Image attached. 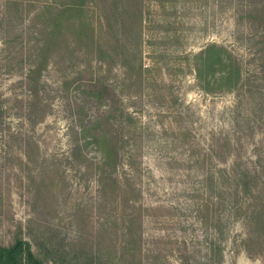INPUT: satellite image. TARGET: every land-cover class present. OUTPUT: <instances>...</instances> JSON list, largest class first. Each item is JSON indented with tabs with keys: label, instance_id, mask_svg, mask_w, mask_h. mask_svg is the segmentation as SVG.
Returning a JSON list of instances; mask_svg holds the SVG:
<instances>
[{
	"label": "rangeland",
	"instance_id": "374dc122",
	"mask_svg": "<svg viewBox=\"0 0 264 264\" xmlns=\"http://www.w3.org/2000/svg\"><path fill=\"white\" fill-rule=\"evenodd\" d=\"M53 1L63 0H0V246L19 235L48 264H264L222 180L264 159V14L249 18L264 0L88 2L67 15L37 74ZM81 20L103 52L68 23ZM213 43L241 64L238 91L201 88L197 57ZM93 82L115 92L98 98ZM111 106L136 128L124 135L138 170L129 197L153 208L142 226L125 218L118 188L97 182L95 147L71 152Z\"/></svg>",
	"mask_w": 264,
	"mask_h": 264
},
{
	"label": "trees",
	"instance_id": "16d2710c",
	"mask_svg": "<svg viewBox=\"0 0 264 264\" xmlns=\"http://www.w3.org/2000/svg\"><path fill=\"white\" fill-rule=\"evenodd\" d=\"M88 2L90 10L95 0H63L61 4L56 1L46 3L47 10L56 8L59 13L52 18L53 29L50 31L46 29L45 32L47 39L42 47L43 64L37 67L36 70H32L33 73L40 74L42 69L47 67L51 50L58 41V37L61 34L60 29L62 24L67 21L65 20L67 15L83 13ZM263 9L264 4H259L256 7L250 6L249 18L254 17L252 13L261 12L264 14ZM68 23L73 26L77 37L81 41L89 37V45L92 48L96 47L99 52H103V48L96 42L93 32L91 33L89 30L88 35L84 20H81L76 25L75 22ZM259 29L264 39V16L260 20ZM197 59V78L201 88L206 93H216V91H221L222 89L233 92L240 89L243 81L242 67L238 59L226 47L215 43L210 44L201 51ZM92 87L94 95L101 99L115 92L113 88L103 86L98 82H93ZM106 113V116L97 118L91 128H89V134L91 135L89 139L84 138L83 141L74 144L71 152L75 155V153L87 148L88 145L89 147H95L102 157V161L96 170V173H98L97 182L105 188H118L125 198V218L127 221L136 220L142 226L141 220L145 216L144 214L150 213L153 208H144L129 197L130 193L137 192L134 176L138 170L134 168V143L131 136L124 135L125 130L132 134V131L136 128L132 125V118L123 109L111 106ZM128 117L131 119L126 121L125 119ZM227 143L231 142L226 139ZM125 165H129L131 173L123 171V174L119 175V169H123ZM222 180L223 183L229 182L231 184L232 192L236 198V214L246 221L249 229L247 243L264 245V234H257L258 230L264 233V159H259L254 163V166H251L250 163L245 166L244 170L240 168L238 163H235L231 171L226 172L225 175L222 174ZM213 205L214 199L212 195H209L206 201L198 207V212L200 215L209 216ZM38 247L40 248V245ZM52 252L55 255L57 254L56 249H53ZM54 260L55 258H52V260L44 258L41 252L34 250L30 241L19 235H17L11 245L0 246V264H48V262H54Z\"/></svg>",
	"mask_w": 264,
	"mask_h": 264
}]
</instances>
